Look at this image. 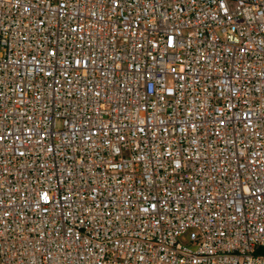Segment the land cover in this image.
Returning a JSON list of instances; mask_svg holds the SVG:
<instances>
[{
	"label": "built area",
	"instance_id": "built-area-1",
	"mask_svg": "<svg viewBox=\"0 0 264 264\" xmlns=\"http://www.w3.org/2000/svg\"><path fill=\"white\" fill-rule=\"evenodd\" d=\"M0 264H264V0H0Z\"/></svg>",
	"mask_w": 264,
	"mask_h": 264
}]
</instances>
